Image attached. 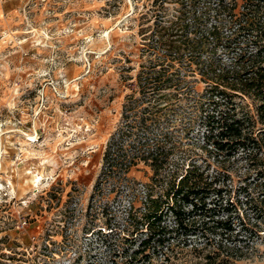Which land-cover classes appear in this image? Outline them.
Listing matches in <instances>:
<instances>
[{"label": "rangeland", "instance_id": "rangeland-1", "mask_svg": "<svg viewBox=\"0 0 264 264\" xmlns=\"http://www.w3.org/2000/svg\"><path fill=\"white\" fill-rule=\"evenodd\" d=\"M206 5L0 0V264L203 263L207 251L192 248L199 238L141 248L146 236L136 227L153 186L138 159L145 142L170 151L168 169L197 164L216 174L232 199L246 177L245 162L204 148L206 84L195 66L156 64L155 53L165 54L155 46L159 26L195 19L197 32L208 31L222 12ZM215 49L202 59L226 61ZM162 69H178L179 87L142 91L138 75ZM124 156L136 162L127 173L110 169L107 160ZM161 191L154 187L153 197ZM238 213L248 230L238 221L234 229L252 236L248 248L232 241L243 250L229 264H264V221Z\"/></svg>", "mask_w": 264, "mask_h": 264}, {"label": "trees", "instance_id": "trees-1", "mask_svg": "<svg viewBox=\"0 0 264 264\" xmlns=\"http://www.w3.org/2000/svg\"><path fill=\"white\" fill-rule=\"evenodd\" d=\"M173 1L192 6L198 0ZM205 1L206 6L213 5L210 10L222 12L215 13L220 19L218 24L203 33L194 28L198 26L195 19L189 23L176 18L167 27L159 26L155 46L164 48L165 54L155 53L156 64L177 61L190 69L195 66L206 84L200 97L206 112L204 148L210 147L225 160L245 162L246 177L232 199L230 190L218 185L216 174L209 175L197 164L168 169L170 151L159 140L152 145L145 142L138 148V159L152 171L153 186L146 194L136 229L146 236L139 244L141 248L153 243L154 248L162 249L174 237L194 236L203 243L193 250L201 254L207 251L202 264H229L233 254L243 250L236 244L229 247L232 241L243 242L248 248L247 239L252 236H243L234 229L238 221L244 232L248 230L240 219L239 207L252 214L251 219L264 221V0ZM215 48L222 50L226 61L218 56L202 59ZM177 73L178 69L170 75L165 69L152 70L138 75V86L152 92L178 88L181 80ZM145 122L140 124L144 127ZM107 162L110 169L124 173L136 164L125 156ZM154 187L162 190L155 197ZM168 216L173 218V226L167 225ZM223 251L226 254L221 257Z\"/></svg>", "mask_w": 264, "mask_h": 264}, {"label": "bare ground", "instance_id": "bare-ground-1", "mask_svg": "<svg viewBox=\"0 0 264 264\" xmlns=\"http://www.w3.org/2000/svg\"><path fill=\"white\" fill-rule=\"evenodd\" d=\"M30 140H33L32 138H29ZM36 141V140H35Z\"/></svg>", "mask_w": 264, "mask_h": 264}]
</instances>
